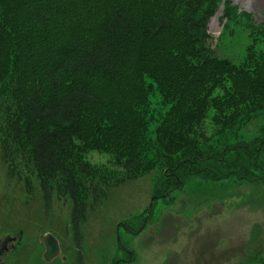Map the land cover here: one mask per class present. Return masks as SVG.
<instances>
[{
    "label": "trees",
    "instance_id": "obj_1",
    "mask_svg": "<svg viewBox=\"0 0 264 264\" xmlns=\"http://www.w3.org/2000/svg\"><path fill=\"white\" fill-rule=\"evenodd\" d=\"M221 1L0 0V95L8 98L0 125L2 160L11 179L24 177L25 159L31 164L48 209L57 183L58 194L71 202L80 254L83 226L115 184L155 169L158 192L193 175L264 177V141L254 149L220 148L205 130L211 109L217 133L264 109V50L252 48L235 63L210 45L208 19ZM236 13L226 0L228 19ZM66 17L69 33L83 46L40 37L54 34ZM261 36L264 42V34L256 38ZM17 40L29 41L28 55L39 66L30 69L20 58L18 77L10 75L17 56L9 61ZM37 42H43L38 48L45 59L34 56ZM157 94L162 112L153 105ZM90 122L98 135L93 141L85 136ZM82 141L109 150L123 173L83 180L75 165Z\"/></svg>",
    "mask_w": 264,
    "mask_h": 264
},
{
    "label": "rangeland",
    "instance_id": "obj_2",
    "mask_svg": "<svg viewBox=\"0 0 264 264\" xmlns=\"http://www.w3.org/2000/svg\"><path fill=\"white\" fill-rule=\"evenodd\" d=\"M225 1L219 3L208 19L210 45L217 54L241 63L252 48L257 52L264 50L263 36L256 38L264 34V0H232L237 13L231 19L225 14ZM70 22L66 17L54 34L40 32V37L51 35L62 42L61 46H83L79 38L69 33ZM27 42L17 40L12 44L9 61L12 63L17 56V66L10 67V75L18 77L20 58L30 69L39 68L28 55L31 48ZM40 43L43 44L37 42L34 56L45 59V52L38 48ZM6 96L0 95V125L8 102ZM152 100L162 112L165 107L162 97L157 94ZM215 114L211 109L205 130L211 136L210 142L220 148L254 149L264 141V109L236 119V125L223 133H217L218 127L212 121ZM85 136L89 141L98 137L94 123L90 122ZM77 155L76 173L83 180L114 170L119 175L123 173L106 148L82 141ZM21 166L25 167L24 177L9 178L0 147V247L7 236L16 238L0 255V264H79V255L84 264H264V177L209 180L205 175H193L182 186L175 184L166 192H158L161 174L155 169L135 180L115 184L108 198L89 214L80 254L74 242L68 197L58 194L54 181L48 209L31 164L25 159ZM88 174L91 176L87 177ZM156 195L159 197L154 199L148 216L149 205ZM147 217L146 225L137 233ZM122 223L126 228H119L120 237L124 247L134 252V259L117 240V228ZM48 234L61 246L59 255L51 261L45 259L44 238Z\"/></svg>",
    "mask_w": 264,
    "mask_h": 264
},
{
    "label": "water",
    "instance_id": "obj_3",
    "mask_svg": "<svg viewBox=\"0 0 264 264\" xmlns=\"http://www.w3.org/2000/svg\"><path fill=\"white\" fill-rule=\"evenodd\" d=\"M177 180L179 181V179H177ZM166 195L169 196L170 193H167ZM157 197H159V196L156 195V196H154V197L152 198V201H151V203H150V205H149V209H148V216L151 214V210H152V208H153V201H154V199L157 198ZM147 220H148V217L145 219L144 224L142 225V227L140 228V230H139L137 233H140V232H141V230H142V229L144 228V226L146 225ZM122 226H123L124 228H126V225H125L124 223H122ZM9 240H10V238L7 237V238H5L4 241L2 242L1 247H0V255H1L4 251L8 250V244H7V243H8ZM117 240H118V242L120 243L121 247H122L123 249L126 250V248L124 247V245H123V243H122L121 237H120L119 226H118V228H117ZM44 243H45V246H46L45 259L48 260V261H51V260H53L56 256L59 255V253H60V245H59V243L57 242V240L53 237L52 234H48V235L44 238ZM128 252H129L131 255H133V259H134V258H135V254H134V252H133V251H128ZM133 259H131V260H129V261H133Z\"/></svg>",
    "mask_w": 264,
    "mask_h": 264
},
{
    "label": "flooded vegetation",
    "instance_id": "obj_4",
    "mask_svg": "<svg viewBox=\"0 0 264 264\" xmlns=\"http://www.w3.org/2000/svg\"><path fill=\"white\" fill-rule=\"evenodd\" d=\"M170 174H172L173 176H175V173H170ZM121 226H122V224H121ZM120 226V227H121ZM83 228H84V226H83ZM73 231V230H72ZM74 234V233H73ZM7 237H9L10 238V240L8 241V246H9V244L10 243H12V242H14L15 241V237L14 236H7ZM54 237V236H53ZM55 238V237H54ZM56 239V238H55ZM83 241H84V232H83ZM57 242H58V240H57ZM74 242H75V237H74ZM59 243V242H58ZM75 244H76V242H75ZM59 245H60V243H59ZM60 248H61V246H60ZM123 249V248H122ZM124 251H126L130 256H131V258H133V255H131L128 251L129 250H127V248H126V250L125 249H123ZM78 262H79V264H84V262H83V258H82V256H78Z\"/></svg>",
    "mask_w": 264,
    "mask_h": 264
}]
</instances>
